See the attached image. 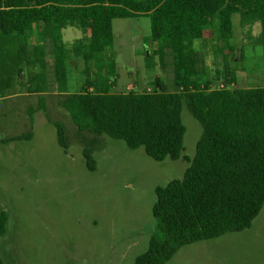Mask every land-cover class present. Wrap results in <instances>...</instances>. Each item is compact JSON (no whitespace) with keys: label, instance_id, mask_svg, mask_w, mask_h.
<instances>
[{"label":"trees","instance_id":"trees-1","mask_svg":"<svg viewBox=\"0 0 264 264\" xmlns=\"http://www.w3.org/2000/svg\"><path fill=\"white\" fill-rule=\"evenodd\" d=\"M234 15L249 32V45L263 48L264 70V0H0V94L11 91L25 73L28 93L40 95L43 104L46 78L34 72L37 60L29 47L36 24L52 44L57 92L69 93L62 27L71 21L90 37L82 91L60 102L79 132L122 141L131 151L143 148L150 159L163 162L182 156L184 105L202 127L183 177L156 189V231L133 264H167L182 247L246 231L264 206V87L210 89L205 58L196 49L209 23L214 54L233 50ZM140 17L150 19L151 41L157 45L152 57L160 62L173 57L181 91L169 92L155 76L149 91L112 92L117 72L113 22ZM256 27L259 32L252 35ZM152 57L145 59L148 70L154 69ZM236 79L231 74L223 81L230 86ZM56 128L66 149L63 128ZM83 157L95 171L93 152L86 149ZM7 221L0 212V239Z\"/></svg>","mask_w":264,"mask_h":264},{"label":"rangeland","instance_id":"rangeland-1","mask_svg":"<svg viewBox=\"0 0 264 264\" xmlns=\"http://www.w3.org/2000/svg\"><path fill=\"white\" fill-rule=\"evenodd\" d=\"M42 29L34 26L29 47L37 60L34 72L46 78L43 104L40 95L28 93L25 73L11 91L0 94V212L8 218L0 257L4 264H133L156 231V189L183 177L202 127L184 105L182 156L163 162L150 159L143 148L131 151L122 141L79 132L60 102L82 91L89 32L76 22L63 23L66 95L57 92L52 44ZM211 29L207 23L204 38L196 42L211 86L223 89V78L234 74L237 79L229 88L264 87L263 48L249 45V32L238 15L233 16V50L215 55ZM258 32L256 27L252 35ZM113 34V93L149 91L155 76L169 92L181 91L173 57L168 54L162 62L152 57L157 45L151 41L149 18L115 20ZM148 56L153 70L146 68ZM56 125L63 128L66 149ZM28 135V140L6 141ZM86 149L93 152L95 171L86 165ZM167 264H264V206L250 229L182 247Z\"/></svg>","mask_w":264,"mask_h":264},{"label":"built area","instance_id":"built-area-1","mask_svg":"<svg viewBox=\"0 0 264 264\" xmlns=\"http://www.w3.org/2000/svg\"><path fill=\"white\" fill-rule=\"evenodd\" d=\"M228 88H229V86H224L223 89H219V90H226V89H228ZM210 89H212V90H216V89L213 88L212 86H210Z\"/></svg>","mask_w":264,"mask_h":264},{"label":"crops","instance_id":"crops-1","mask_svg":"<svg viewBox=\"0 0 264 264\" xmlns=\"http://www.w3.org/2000/svg\"><path fill=\"white\" fill-rule=\"evenodd\" d=\"M32 35V32L30 33V36ZM42 52H43V50H42ZM43 95H46V94H43Z\"/></svg>","mask_w":264,"mask_h":264}]
</instances>
